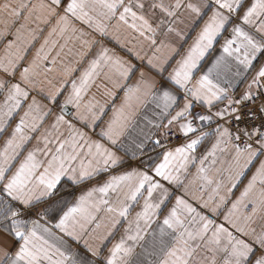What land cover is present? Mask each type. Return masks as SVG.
Returning a JSON list of instances; mask_svg holds the SVG:
<instances>
[{"label": "snow or ice", "instance_id": "6c2138e0", "mask_svg": "<svg viewBox=\"0 0 264 264\" xmlns=\"http://www.w3.org/2000/svg\"><path fill=\"white\" fill-rule=\"evenodd\" d=\"M0 25V264H264V0H5Z\"/></svg>", "mask_w": 264, "mask_h": 264}, {"label": "crops", "instance_id": "0c3cea01", "mask_svg": "<svg viewBox=\"0 0 264 264\" xmlns=\"http://www.w3.org/2000/svg\"><path fill=\"white\" fill-rule=\"evenodd\" d=\"M37 2H38V0H32V3H37ZM3 3H5V0H0V5H2ZM115 24H116V21H115V20L111 21V23H110V28H111L112 26H114ZM78 26H79V25H78ZM0 27H2V25H0ZM42 27H43V25H42ZM86 30H87V29H86ZM47 31H48V29L45 30L44 35H47ZM120 34H121V37H122L123 39H125V43H126L127 47H133V46H137V47H138V40H137V38H136V33L132 32L130 29L121 28V29H120ZM10 38H11V37H9V39H10ZM42 39H43V38H41V42H42ZM38 46H39V44H37V47H38ZM108 46H109V47H116L114 44H109ZM69 47H72V45L69 44ZM76 48L79 49V48H80V45L77 44V45H76ZM2 49H3V43H0V54H2ZM116 50H117V52H119L121 55H126V53H125L124 51H122L119 47H116ZM33 51H35V49H33ZM128 58H131V57H128ZM134 62H135V61H134ZM86 66H87V62L85 61L83 65H80V66H78V67L83 68V67H86ZM78 74H79V73H77V75H78ZM92 93H95V94L97 95V98H100V99L103 100V97L101 96L102 89L97 90V89L94 87V88L92 89L90 95H91ZM109 115H110V113H109ZM105 119H107V117H105ZM13 123H15V121H14ZM201 151H203V149H201ZM195 171H196L195 167H191V168H190V176H189V178H191V175L194 174ZM208 194H210V193H206V194H205V199H207ZM237 194H238V193H237Z\"/></svg>", "mask_w": 264, "mask_h": 264}]
</instances>
